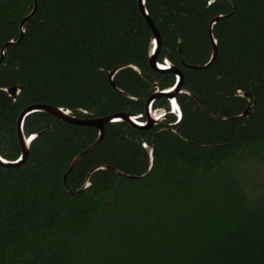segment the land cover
I'll use <instances>...</instances> for the list:
<instances>
[{
    "label": "trees",
    "instance_id": "1",
    "mask_svg": "<svg viewBox=\"0 0 264 264\" xmlns=\"http://www.w3.org/2000/svg\"><path fill=\"white\" fill-rule=\"evenodd\" d=\"M34 0H0V60L4 46L21 38L20 25ZM23 42L6 50L0 65V156L21 155L17 124L29 106L48 105L78 119L120 113L144 115L155 92L175 84L148 62L153 34L137 0H37ZM162 36L160 60L184 74L187 95L177 121L167 100L159 106L169 120L150 132L109 125L105 139L64 177L91 147L98 131L68 125L50 114L27 118L32 144L27 164L0 167V264H264V196L249 192L248 159L264 165V0H147ZM219 49L211 59L208 28ZM128 68L115 85L110 74ZM19 86L14 102L5 93ZM249 118L240 117L248 101ZM218 118V119H217ZM142 122L145 119L140 120ZM154 147V168L144 145ZM107 165L138 177L100 171L92 187L77 195L88 174Z\"/></svg>",
    "mask_w": 264,
    "mask_h": 264
},
{
    "label": "water",
    "instance_id": "2",
    "mask_svg": "<svg viewBox=\"0 0 264 264\" xmlns=\"http://www.w3.org/2000/svg\"><path fill=\"white\" fill-rule=\"evenodd\" d=\"M34 1H35L34 9L32 13L30 14V16L25 18L22 21V24L20 25L21 38L17 42L12 41V42L7 43L4 46L3 51H2V58L0 60V65L4 61L6 50L10 47L17 46L23 42L26 36L25 28L27 26V23L36 15V12H37L38 2L37 0H34ZM146 1L147 0H137V3H138V9H139L141 16L144 18V20L146 21L148 27L150 28L153 34V37L149 45V52H148V62H149L150 68L152 69L153 72H155L158 75L166 74V75L174 76L176 79L175 84L172 87H169L165 90H159L157 89V85H154L153 88L155 89V92L147 101L146 106H145L144 115L142 116H137V115L128 114V113H120V114H115L112 116H106L102 118L89 120V119H78L77 117L73 115V112L64 111L62 109L55 108V107L48 106V105L29 106L22 112V114L20 115L18 119V124H17L18 140H19L20 147L22 150L21 155L15 161H8V160L3 159L0 156V167L6 168V169H18L24 166L25 164H27V162L29 161L32 144L38 139V137H40V135H33L27 138L24 132V127H25V122L27 118L34 114H50L53 117L59 119L60 121L68 125L76 126L80 128L94 129V130H97L99 133L96 142L74 160L68 174L64 177L65 188L68 190V185H67L68 176L76 169L79 162L83 158H85V156L94 152L102 145L105 139L106 126L116 125V124H127L132 129L138 132H150L154 130L155 128H157L158 126L163 125L165 122L169 120V113L166 110H154V105L158 100L166 99L169 102V105L171 108L170 113L172 115L177 116L178 118L177 122L174 124L175 127H178L183 120V112L181 110V107L177 99L178 96L180 95H187L193 98L199 104V106L205 112H207L206 109L203 108L201 102H199V100L192 93L183 89L185 78H184V74L181 71V69H179L177 66L169 62L167 59H165L163 63H159V57L161 55L162 46H163L162 36L160 34L158 27L155 25L152 17L150 16V13L147 9ZM218 1H223V0H210L209 7L213 6ZM224 18L225 17L215 18L209 26L208 34H209V39L212 45V54H211V59L208 62V64H206L203 67L183 64L184 68L193 69V70H206L215 64L217 60V56H218L219 44L214 35V29L217 26V24L220 21H222ZM128 68L133 69L135 72L141 74V70L137 67H132V66L131 67H121V68L114 70L110 74L109 82L113 90L117 94H119L122 97L132 99L127 93H125L122 90H119L115 86V78L117 77V75L125 71ZM5 93L14 102H17L22 94V88L19 86L8 88L5 90ZM236 97L243 98L248 101L247 109L240 117L249 118L251 116V109L253 108L254 103L250 101L249 95L241 90L237 91ZM173 101H175V104L173 103ZM142 119H145V121L144 122L140 121ZM175 133L178 134L177 131ZM144 147L147 150L149 157H150V168H149L148 174L141 177V179L148 177V175L152 172L154 168V148L153 147L150 148L146 144L144 145ZM100 171L114 172L128 179H138V177H133L130 175L126 176L124 173H121L117 171L116 169H113L112 167L107 166V165L98 166L94 168L88 174V177L86 179L84 186L82 187L80 191L77 192V195H80L86 192L92 187V177Z\"/></svg>",
    "mask_w": 264,
    "mask_h": 264
},
{
    "label": "rangeland",
    "instance_id": "3",
    "mask_svg": "<svg viewBox=\"0 0 264 264\" xmlns=\"http://www.w3.org/2000/svg\"><path fill=\"white\" fill-rule=\"evenodd\" d=\"M213 21V20H212ZM211 21V22H212ZM211 24V23H210ZM210 26V25H209ZM209 30V28H208ZM12 42V41H11ZM17 42V41H15ZM151 42V41H150ZM150 45V44H149ZM14 47V46H13ZM149 52V49H148ZM162 53V52H161ZM5 56H6V52H5ZM161 56V55H160ZM166 58H163L162 60H160L159 57V63H163ZM170 62V61H169ZM183 64H187V63H182V67ZM188 65V64H187ZM184 68V67H183ZM133 70V69H132ZM155 73V72H154ZM139 74V73H138ZM156 85V84H155ZM116 86V85H115ZM117 87V86H116ZM154 87V86H153ZM118 88V87H117ZM119 89V88H118ZM121 90V89H119ZM123 91V90H122ZM126 93V92H125ZM179 97V96H178ZM178 99V98H177ZM19 100V99H18ZM202 104V103H201ZM203 106V105H202ZM205 108V107H203ZM168 112V111H167ZM175 116V115H174ZM177 118V116H175ZM178 119V118H177ZM177 122V121H176ZM171 123L169 125V127H171V130L175 133L176 131L179 134L178 131V127H175L174 124L176 123ZM176 134V133H175ZM177 134V135H178ZM151 148V147H150ZM154 148V147H153ZM154 155H155V151H154ZM153 171V170H152ZM247 171H248V175H249V181H248V186H249V192L251 195L254 196L255 199H259L261 196H264V165L262 163H260L258 160L251 158L248 159V163H247ZM149 172V171H148Z\"/></svg>",
    "mask_w": 264,
    "mask_h": 264
},
{
    "label": "flooded vegetation",
    "instance_id": "4",
    "mask_svg": "<svg viewBox=\"0 0 264 264\" xmlns=\"http://www.w3.org/2000/svg\"><path fill=\"white\" fill-rule=\"evenodd\" d=\"M146 4H147V2H146ZM164 61V60H163ZM166 75V74H165ZM157 85V84H156ZM158 86V85H157ZM157 89H158V87H157ZM166 100V99H165ZM169 103V102H168ZM154 110H166V109H164L163 107H161V106H159V103L158 102H156L155 103V105H154ZM167 111V110H166Z\"/></svg>",
    "mask_w": 264,
    "mask_h": 264
},
{
    "label": "clouds",
    "instance_id": "5",
    "mask_svg": "<svg viewBox=\"0 0 264 264\" xmlns=\"http://www.w3.org/2000/svg\"><path fill=\"white\" fill-rule=\"evenodd\" d=\"M163 47V46H162ZM65 183V182H64ZM68 185V184H67ZM67 190V189H66ZM68 191H69V189H68Z\"/></svg>",
    "mask_w": 264,
    "mask_h": 264
},
{
    "label": "snow or ice",
    "instance_id": "6",
    "mask_svg": "<svg viewBox=\"0 0 264 264\" xmlns=\"http://www.w3.org/2000/svg\"><path fill=\"white\" fill-rule=\"evenodd\" d=\"M173 103L175 104V101H173ZM178 110V109H177Z\"/></svg>",
    "mask_w": 264,
    "mask_h": 264
}]
</instances>
